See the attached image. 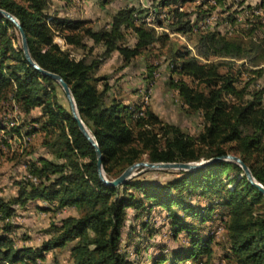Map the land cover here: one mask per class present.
Returning <instances> with one entry per match:
<instances>
[{
    "label": "trees",
    "instance_id": "16d2710c",
    "mask_svg": "<svg viewBox=\"0 0 264 264\" xmlns=\"http://www.w3.org/2000/svg\"><path fill=\"white\" fill-rule=\"evenodd\" d=\"M187 1H155L167 9V20H161L166 27L161 21L149 26L140 3L122 6L108 25L99 28L86 19L48 13L49 0H0V8L21 21L32 58L69 84L79 115L102 151L108 179H115L145 155L151 162H190L234 154L264 186V86L259 83L264 74V37L255 33V27L247 35L234 37L215 27L196 29L197 22L211 12L201 8L188 13ZM55 34L65 47L56 42ZM172 34L191 44L174 42ZM95 46L101 51L95 52ZM157 46L167 60L168 86L179 94L182 109L201 119L202 129L196 136L149 109L145 116L135 117L141 104L125 103L114 94L109 77L98 75L115 52L121 56L120 68L125 69L145 53L150 59ZM149 66L148 78H153L158 66ZM59 86L31 65L17 27L0 14V105L9 100L27 114L40 108L43 144L52 156L31 160L17 194L9 199L0 196V261L43 264L48 251L72 244L73 264H138L121 247L128 209H134L138 217L157 205L167 209L175 235L188 233V244L173 252L170 264L190 259L210 264L214 236L201 235L189 217L208 222L217 206L223 207L221 221L228 235L226 257L234 264H264V194L246 175L235 188L220 178L229 168L241 170L236 162L218 160L165 183L128 180L107 185L100 179L96 147L80 131L72 112L58 101ZM12 128L0 122L3 135H21L20 127ZM198 176L205 183L194 181ZM196 192L213 200L196 206L184 195ZM36 200L55 203L59 210L76 207L80 214L52 224L42 246H20L10 236L15 227L11 219L18 206ZM166 260L161 254L152 264Z\"/></svg>",
    "mask_w": 264,
    "mask_h": 264
},
{
    "label": "rangeland",
    "instance_id": "374dc122",
    "mask_svg": "<svg viewBox=\"0 0 264 264\" xmlns=\"http://www.w3.org/2000/svg\"><path fill=\"white\" fill-rule=\"evenodd\" d=\"M49 1L50 9L48 13L57 11L62 17L73 19L84 18L91 21V25L95 28L108 25L112 14L129 3L130 5H138L140 3L141 9L144 10L145 2L154 4L153 11L165 8L157 6L158 4L155 1L158 0ZM251 2V0H242V13L249 14L250 8L248 9L247 5L252 9ZM258 2L264 4V0H258ZM239 4H241V0H188L184 4V8L188 12L199 11L201 8L204 12H211L197 22L196 29L207 30L215 27L228 37H234L237 35H247L252 27H255V33L264 37V16H256L254 18L256 21L250 25H248L247 20L245 24H242L237 21L236 16V6ZM260 9L264 10V8ZM212 14H215L214 22L205 23L206 21H212ZM161 23H164L163 26L166 27V21H161ZM55 35L56 42L62 43L61 37L58 34ZM171 37L174 42L182 44H186L188 40L181 35L172 34ZM88 43L89 45H93L91 41ZM100 51L101 47L95 46V52ZM160 52V48L157 46L154 49L155 54L150 59L145 56V53L125 69L120 68L121 58L115 52L113 57L101 66L98 75L109 77L107 81L113 86V92L116 96L124 101H131L133 104H141L140 108L135 111L134 116L143 109L144 102L146 103V109L154 112L163 121L179 124L189 134L196 136L202 129L201 119L182 109L179 94L176 91H172L166 82L169 77L167 60H165L164 54H160ZM74 53L79 54V51L76 50ZM149 65L158 66L153 78H148L150 72ZM262 67L264 68V64ZM259 83L261 86H264V74L259 79ZM57 92L59 103L71 111L70 103L61 85L57 88ZM146 97L148 98L147 102ZM0 108V122H3L8 129L13 130L14 128L12 127H20L21 130V135H17L16 132H13L11 135H3L4 131L0 132V196L9 199L17 194L19 189L18 182L27 177V164L37 157L45 156L51 158L52 156L48 148L43 144L45 133L41 130V121L43 119L41 118L40 108H35L30 114H27L19 104L15 102L10 103L9 100L2 101ZM37 118H40V121ZM32 119L35 120L32 121ZM34 127H38V131H34ZM144 160H148L146 155L142 161ZM239 167L241 170L233 167L229 168L220 177L223 182L232 188H235L238 179L245 175L242 167L240 165ZM184 171L192 172L174 168L148 170L139 168L130 180L165 183L175 177L182 176V172ZM194 181L198 184L205 183V180L200 176L195 178ZM136 193L139 194V191H136ZM184 195H187V200L196 206H207L213 200V198H209L207 195H200V192H196L193 195ZM222 208L217 206L214 211L215 217L205 223L189 217V220L194 219L193 221L197 223L198 227H196V230L201 235L213 234L214 236L210 264H234V262L226 257L229 245L228 235L221 221ZM174 209L183 213L176 205H174ZM136 213L134 209H128V224L124 229L121 245L123 252L126 253L129 259H133L138 264H152L156 257L165 254L168 260L164 264H170L173 252L185 248L188 244L187 231H181L177 235L174 234L173 226L170 224L171 220L167 216L168 211L164 207L156 205L152 210H144L138 217L135 216ZM71 214L78 215L80 211L76 207H67L59 210L55 203H47L40 200L29 202L25 206L17 207L16 213L11 219L15 227L10 236L20 246L31 245L33 247H40L50 237L48 230H50L51 225H60V221ZM71 245L48 251L43 264H73L70 251ZM201 259L203 261L206 260V256H202ZM200 263L199 260L193 259L181 262V264ZM0 264L7 263L0 261Z\"/></svg>",
    "mask_w": 264,
    "mask_h": 264
},
{
    "label": "water",
    "instance_id": "95a60500",
    "mask_svg": "<svg viewBox=\"0 0 264 264\" xmlns=\"http://www.w3.org/2000/svg\"><path fill=\"white\" fill-rule=\"evenodd\" d=\"M0 14L5 16L9 20H11L15 24V26L18 28V30L20 32V36H21V43H22L23 51L26 55V58L31 63V65H33L36 69H38L44 75L50 76L51 78L56 80L62 86V88H63V90L67 96V99L70 103L71 112H72L74 118L78 122V127H79L80 131L96 147L97 156H98L97 164H98L99 175H100L101 181H103L105 184H107V185H120V184L126 183L128 180H130L133 177V175H135L136 170L139 168H143L144 170L174 168V169H183V170L194 171V170H200V169H202V168L208 166L209 164L216 162L218 160L225 159V160L235 161L237 164H239L242 167V169L244 170V173L247 176V178L249 179V181L253 185H255L256 187H258V189L264 194V186L255 179V177H254L253 173L251 172V169L249 168V166L244 162V160L241 157L234 155V154H228V155L221 156V157H215V158H211L209 160H204V161H200V162H196V161H190V162H151L148 160L138 161V162H135L134 164L130 165L127 169H125V171L121 175H119L115 179H113V180L108 179L106 177V175L104 173V169H103L102 151H101L97 141L95 140L93 134L88 129V127L85 125V123L83 122V120L81 119V117L79 115L78 108H77V105L75 102V98L73 96V92H72L69 84L65 81V79L60 74L55 73V72H51V71H48V70L42 68L32 58L30 50H29V43H28L27 34H26L19 18H17L14 14H12L11 12H9L3 8H0Z\"/></svg>",
    "mask_w": 264,
    "mask_h": 264
},
{
    "label": "built area",
    "instance_id": "2783aa9c",
    "mask_svg": "<svg viewBox=\"0 0 264 264\" xmlns=\"http://www.w3.org/2000/svg\"><path fill=\"white\" fill-rule=\"evenodd\" d=\"M252 1V9L255 8H264V4H258V0H251ZM196 2V1H195ZM153 6L154 4H148L145 2V13L143 14V19L144 20H153ZM252 9L250 11H252ZM236 16H237V21L245 24V20H248V13H242V0H241V4H239L238 6H236ZM189 13V12H188ZM193 14V13H191ZM164 16V15H163ZM142 17V14H141ZM164 19L167 20V18ZM207 22H214V14H212V21H206ZM147 97H146V102H147ZM146 103L143 102V109L140 110L135 117H140V116H145L146 113Z\"/></svg>",
    "mask_w": 264,
    "mask_h": 264
},
{
    "label": "bare ground",
    "instance_id": "6f19581e",
    "mask_svg": "<svg viewBox=\"0 0 264 264\" xmlns=\"http://www.w3.org/2000/svg\"><path fill=\"white\" fill-rule=\"evenodd\" d=\"M252 3V2H251ZM259 3V2H258ZM245 4V3H244ZM260 4V3H259ZM247 8L251 10V7H248L247 5ZM184 8H182L181 10H183ZM188 12V11H186ZM166 17L167 16V9H163V10H160V11H156V12H153V20H147L148 22V25L149 26H157V24L162 20L164 19V16ZM264 16V10L260 9V8H255V9H252V11H249V14H248V25L252 24L254 21V18L256 16ZM215 16V14H214ZM260 18V17H259ZM165 20V19H164ZM246 21V20H245ZM206 23V22H205ZM208 23V22H207ZM213 23V22H212Z\"/></svg>",
    "mask_w": 264,
    "mask_h": 264
},
{
    "label": "crops",
    "instance_id": "0c3cea01",
    "mask_svg": "<svg viewBox=\"0 0 264 264\" xmlns=\"http://www.w3.org/2000/svg\"><path fill=\"white\" fill-rule=\"evenodd\" d=\"M75 19H84V18H75ZM61 40H62V43H60L62 46H64V41H63V39L62 38H60ZM118 54H119V52H117ZM120 58H121V56H120V54L118 55ZM113 57V56H112ZM107 62V61H106ZM104 65V64H103ZM127 68V67H126ZM129 102V101H128ZM126 100H125V103H128ZM129 103H131V101L129 102Z\"/></svg>",
    "mask_w": 264,
    "mask_h": 264
}]
</instances>
